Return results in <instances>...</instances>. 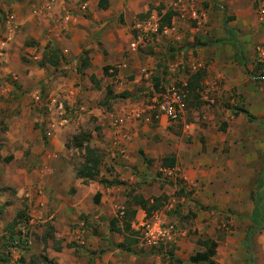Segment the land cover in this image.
<instances>
[{
  "label": "crops",
  "instance_id": "obj_1",
  "mask_svg": "<svg viewBox=\"0 0 264 264\" xmlns=\"http://www.w3.org/2000/svg\"><path fill=\"white\" fill-rule=\"evenodd\" d=\"M180 1L208 4L210 26L188 27L190 8L174 10L180 16L167 26L151 12L161 27L174 26L173 39L152 36L131 51L134 25L158 0H0V42L13 32L0 55V191L11 192L1 198L0 220L20 207L27 224H49L59 244L47 249L54 264H195L189 259L206 252L204 241L216 243L215 253L220 248L216 230L224 222L234 226L250 264H257L253 243L264 257V72L256 73L264 23L252 0ZM213 4L231 16L226 27H215ZM219 18L224 23V12ZM193 62L203 67L173 83L187 84L181 117L151 120L159 85ZM81 134L110 185L76 177L84 149L72 144ZM165 157L172 167L162 166ZM105 163L110 172L103 174ZM261 193L262 227L247 243ZM135 196L149 200L147 207L172 197L185 214L191 209L193 239L182 231L174 244L141 249L136 225L148 216ZM129 210L135 215L126 229Z\"/></svg>",
  "mask_w": 264,
  "mask_h": 264
},
{
  "label": "rangeland",
  "instance_id": "obj_2",
  "mask_svg": "<svg viewBox=\"0 0 264 264\" xmlns=\"http://www.w3.org/2000/svg\"><path fill=\"white\" fill-rule=\"evenodd\" d=\"M216 2V0H215ZM214 2V3H215ZM218 2V1H217ZM220 2V1H219ZM253 2V12L257 17V20H259V15H258V10L261 8V6L264 4V0H252ZM176 4L182 5V2H178V0H158L157 4H150L149 6V13L148 17L151 15L150 13H158V17H161V25L162 26H167L168 22L165 20V16L168 12H172L171 17H174L176 15H179L178 12H174V10L178 11V6H175ZM224 5V4H223ZM208 4H198L197 7H192L194 10L198 11V15L201 16V19L203 21L200 22V24H194L193 19L190 18V16L184 18V22L187 24L188 27H196V28H203L205 29L206 27L210 26V23L208 21V16H207V8ZM214 10H212L213 16L211 17L212 19L215 18V20L218 21V25L215 27H226L227 23L229 22V19H231V16L228 15V12L223 10L224 12V18L223 21L224 23L220 24V18L219 16L223 14L221 9V5L219 4V7L217 5H214ZM191 7V6H190ZM186 10L188 7H185ZM264 8V5L263 7ZM226 13V14H225ZM150 14V15H149ZM202 14L205 16H202ZM180 16V15H179ZM205 18V19H204ZM192 19V20H191ZM144 20V18H143ZM205 20V21H204ZM195 21V20H194ZM183 22V21H181ZM216 22V21H215ZM214 22V24H215ZM261 22V21H260ZM261 23H264L262 21ZM170 24V23H169ZM213 24V23H212ZM260 24V23H259ZM161 27V26H160ZM163 28V27H161ZM189 33V32H188ZM4 34V33H3ZM179 34V33H178ZM182 34V31L181 33ZM173 35V34H172ZM158 36L161 37L164 41H166V38L168 39H173V37L170 35L169 37L166 35H162L158 33L157 35H154L153 37ZM229 36V35H228ZM223 37V39H229L230 36L228 37ZM185 37H187L185 35ZM171 49H175V46L169 45ZM259 55V54H258ZM171 59L174 58V55L170 56ZM261 56L259 55L257 60H256V68L258 67L257 65L263 64L264 65V58H260ZM174 61V60H172ZM193 63H200V62H193ZM193 63L189 66H185L184 69L181 68L178 74L173 77L171 74V79L169 80H164V83L160 84L158 87V91H162V89H165L169 85H175L173 83L176 82H181V75L187 76L190 72L194 73L198 70H194L192 68ZM263 67V68H261ZM260 68L256 69L259 71H256L257 74H261L264 72V66H261ZM201 69V68H200ZM170 72H166V75ZM186 82V81H182ZM179 86V85H176ZM112 97V96H111ZM102 101V100H101ZM100 101V102H101ZM98 102V103H100ZM144 103H147L144 101ZM92 116L88 117L87 120H89L86 125L88 126L91 122H94L92 120ZM85 125V126H86ZM84 128L81 127V130ZM76 158H80L75 152L73 155V162L78 163L79 161ZM75 170L78 169V165L74 164ZM101 172L103 174L109 173L110 170L107 168V164L105 163L103 165V168H101ZM104 176V175H103ZM111 180L113 179V175L110 174ZM6 189V188H4ZM4 193H7L10 195L9 189L7 191H0V203L1 198L4 196ZM7 197V196H6ZM9 199V197L6 198V200ZM8 202V201H7ZM6 202V203H7ZM170 205V209L167 210L165 205ZM11 209V208H10ZM156 210L163 211V216L164 218L167 217V220L164 219V222L168 223H175V225L181 230L186 233V237L190 236L193 239V236L195 235V232H193L191 228V213L192 210L189 209V213H186V207L182 206L180 202H178L177 199L173 200L172 197L170 198H160V201L158 203V208ZM155 210V211H156ZM117 211V210H116ZM10 220L9 221H1L0 220V256H5L7 257L6 262L0 261V264H54L53 260H50L48 258L47 254V249L49 247L53 249H58V242H56L53 239V228L47 223L41 224H27L26 218L27 214L26 211L23 208L20 207H13L10 210ZM1 214V213H0ZM115 219H118L121 221L118 217L115 216ZM239 228V227H238ZM217 233V241H219L220 248L216 249V253L214 257L212 258L214 264H250L248 261L249 255L246 251L245 245L242 240H238L237 238L234 237V226L231 225L228 222H224L221 224V227H219L216 230ZM135 235L131 234L130 237H134ZM50 240V242H49ZM130 241H134V243L138 244V240L134 237ZM49 246V247H48ZM145 247H142L141 249H144ZM252 249L254 251V259L257 264H261V261H263L264 264V257L263 259L259 258L257 255V252H255V245L253 243ZM17 252L19 256L14 259L13 258V253ZM180 264V263H178Z\"/></svg>",
  "mask_w": 264,
  "mask_h": 264
},
{
  "label": "built area",
  "instance_id": "obj_3",
  "mask_svg": "<svg viewBox=\"0 0 264 264\" xmlns=\"http://www.w3.org/2000/svg\"><path fill=\"white\" fill-rule=\"evenodd\" d=\"M180 3V0H178ZM264 5V4H263ZM263 5L258 10L259 20L264 21V8ZM175 6H179L176 4ZM190 8V9H189ZM82 10L85 9L83 6ZM190 12V18L195 20L196 24H200L203 19L196 13V11L188 7ZM178 11L181 14H185L186 8L180 7ZM65 22L69 20V16L64 17ZM136 34L133 38V41L129 44V50L136 51L142 46H146L151 40V37L157 35L158 33L162 35H169L174 31V26L163 27L161 28L158 19L155 16H149L141 22H137L134 25ZM13 39V32L11 28H8L0 42V55L3 53V50ZM260 56L264 58V48L260 51ZM201 63H193L192 68L198 70L202 68ZM187 84L185 82L181 83L179 86L170 85L166 87L154 100L152 108L155 110L151 120H158L160 117H164L168 121L175 122L177 121L183 111L185 110V99L187 95ZM208 104H213L211 99L205 98ZM120 216L123 215L122 210L120 209ZM137 232H139L140 244L142 247L148 248H158L166 244H174L180 236L183 235V232L176 228L175 225L165 223L161 217L154 213L149 217L143 219L140 223L136 225Z\"/></svg>",
  "mask_w": 264,
  "mask_h": 264
},
{
  "label": "trees",
  "instance_id": "obj_4",
  "mask_svg": "<svg viewBox=\"0 0 264 264\" xmlns=\"http://www.w3.org/2000/svg\"><path fill=\"white\" fill-rule=\"evenodd\" d=\"M171 13L168 12L165 16V20L168 22L170 20ZM257 69L261 66H264L263 64L257 65ZM263 68V67H261ZM260 68V69H261ZM263 74V73H261ZM193 77H199V74H194ZM110 96V93H109ZM244 112V111H243ZM87 140V136L85 134H81L80 136L74 137L73 147L77 148L78 150L84 149V155H83V163L81 166L78 167L76 171V177L79 179H83V181L86 183L87 181H98L99 183L103 185H110L108 180L104 179L103 177H99V164L101 163V160L99 158V155L90 149L88 145H83ZM174 165V159L172 157H165L162 160V166L163 167H172ZM264 194V193H263ZM262 193L257 195L255 200L254 209L252 212L253 216V230L249 231L247 235V243L250 241V236L254 234L257 230H259L262 227V214H263V205H262ZM134 203L139 205L147 214L149 217L151 215V212L156 210L158 205L156 204L159 202V198H154L152 202V206L147 207L146 205L149 203V200H144L142 197H134ZM0 212H2V208L0 209ZM135 211L129 210L128 212L124 213V216L122 217L123 222L125 223L126 229L129 228V221L134 218ZM204 247L206 248V252L203 253H196L192 257H190L189 261L191 263H202V264H214L212 258L215 255V248L216 243L211 240H206L203 242ZM249 245V244H247ZM0 261L6 262L7 257L0 256ZM180 262V261H177ZM252 264H254V261H252Z\"/></svg>",
  "mask_w": 264,
  "mask_h": 264
}]
</instances>
